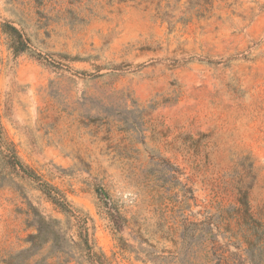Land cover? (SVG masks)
<instances>
[{
  "label": "rangeland",
  "instance_id": "rangeland-1",
  "mask_svg": "<svg viewBox=\"0 0 264 264\" xmlns=\"http://www.w3.org/2000/svg\"><path fill=\"white\" fill-rule=\"evenodd\" d=\"M0 138V264H264V0H0Z\"/></svg>",
  "mask_w": 264,
  "mask_h": 264
},
{
  "label": "trees",
  "instance_id": "trees-1",
  "mask_svg": "<svg viewBox=\"0 0 264 264\" xmlns=\"http://www.w3.org/2000/svg\"><path fill=\"white\" fill-rule=\"evenodd\" d=\"M3 30L13 40V48L15 53L25 52L27 49H29L26 42L23 39L22 33L19 28L11 24L4 23ZM0 141L6 144V141H3L2 138H0ZM8 148H9V152L4 154L3 157L5 159L6 164L14 169H20L25 174L29 175L28 174V172L30 171L29 167L26 166L21 161V159L19 158L13 147L12 148L8 147ZM46 194L49 197V199L62 211H64L67 214H73V212L59 197L51 194L50 192H46ZM111 214L112 216L114 215L113 212H111ZM34 215L36 217L35 219L37 225V233L32 234L29 237L31 246L15 255H11L9 259L4 261L5 264H25L30 259V257L38 253L40 249L45 247L50 242H52L53 245L57 244L60 247H62V245L60 244L61 234L59 227V222H60L59 219L48 217L47 215L42 214L36 209ZM208 224L209 225L207 227H211L210 229H208V233H213L211 224L210 223ZM117 228L113 227L115 234H117ZM62 238L64 240L66 239L65 236H63ZM84 240L85 243L87 244L88 243L87 238H85ZM147 258L154 261V259L150 257V254L147 255ZM97 261L99 262L100 260Z\"/></svg>",
  "mask_w": 264,
  "mask_h": 264
}]
</instances>
